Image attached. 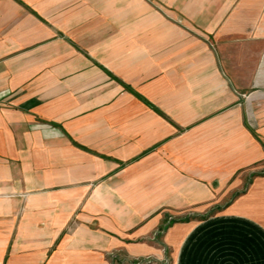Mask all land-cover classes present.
I'll use <instances>...</instances> for the list:
<instances>
[{
  "label": "crops",
  "instance_id": "1",
  "mask_svg": "<svg viewBox=\"0 0 264 264\" xmlns=\"http://www.w3.org/2000/svg\"><path fill=\"white\" fill-rule=\"evenodd\" d=\"M0 264H264V0H0Z\"/></svg>",
  "mask_w": 264,
  "mask_h": 264
}]
</instances>
